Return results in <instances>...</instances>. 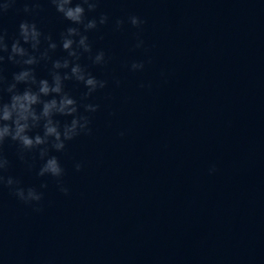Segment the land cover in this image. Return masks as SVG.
Wrapping results in <instances>:
<instances>
[{"label":"clouds","instance_id":"clouds-1","mask_svg":"<svg viewBox=\"0 0 264 264\" xmlns=\"http://www.w3.org/2000/svg\"><path fill=\"white\" fill-rule=\"evenodd\" d=\"M16 3L17 0H4V3L0 4V20ZM47 3L69 22V26L59 34V45L51 34H45L38 27L35 20L28 19L20 21L18 32L9 43L7 29L0 23V186L7 187L12 195L28 205L39 204L44 193L35 187H22L18 179L3 175L10 165L3 152L5 142L10 141L17 145V156L29 169L33 165L26 160L25 154L37 152L43 163L36 175L54 178L59 190L67 195L68 189L63 186L62 179L65 170L58 157L50 155V151L63 152L67 142L82 134H92L90 116L81 114L79 109L83 107L85 113L97 112L100 108L98 104L83 101H87L94 93L107 87L108 83L104 79H98L80 63L85 54L94 65L103 67L108 63L106 53L103 50L94 51L87 35L109 23V16L105 13L98 17L87 15L96 12L100 0H47ZM42 10L41 0H26L23 7V12L29 15L38 14ZM125 22L123 18L116 19L114 30H121ZM127 23L141 29L146 21L139 16L131 15L127 17ZM45 44L46 47H42ZM58 46L67 55L53 59L51 54ZM135 47H144V41L139 36ZM42 61L51 63L50 79L37 78L35 66ZM5 63L18 66L20 69L12 73L11 80L4 74ZM128 67L133 72L142 71L145 62L133 61ZM66 81H75L86 88L81 103L78 104V101L65 90ZM115 83L118 86L120 81L116 80ZM20 85H24L22 90ZM5 93L7 100L4 99ZM57 116L71 117V120L61 123L56 119ZM36 129L41 131L32 135ZM74 167L79 172L83 165L77 162ZM212 170L214 171V168ZM47 187V183L40 185L41 189Z\"/></svg>","mask_w":264,"mask_h":264}]
</instances>
